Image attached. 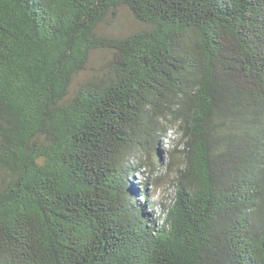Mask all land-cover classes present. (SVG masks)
Returning <instances> with one entry per match:
<instances>
[{
  "label": "trees",
  "instance_id": "1",
  "mask_svg": "<svg viewBox=\"0 0 264 264\" xmlns=\"http://www.w3.org/2000/svg\"><path fill=\"white\" fill-rule=\"evenodd\" d=\"M0 264H264V0H0Z\"/></svg>",
  "mask_w": 264,
  "mask_h": 264
},
{
  "label": "rangeland",
  "instance_id": "2",
  "mask_svg": "<svg viewBox=\"0 0 264 264\" xmlns=\"http://www.w3.org/2000/svg\"><path fill=\"white\" fill-rule=\"evenodd\" d=\"M104 27L106 28L105 30H107L108 33L116 34L118 32H127L133 29L135 27V24L129 12L126 11V9H121L118 23L114 26L105 25ZM104 56L105 54L101 52L95 54V58L93 59L94 67L98 65V63L103 59ZM180 139L181 131L179 125L173 124L168 129V135L163 141L164 143L160 152L161 159L165 165L163 170L166 169V165L171 161L170 151L179 144ZM182 149H184V144L180 143L179 150ZM175 162L178 165L179 163H181L180 155H177V157L175 158ZM162 175H164L165 178L160 184L157 185L151 181H148L147 184V190L149 192V195L151 196V200L157 206L154 211L157 216H159L160 214V204L172 199V197L174 196L175 188L173 180L174 174L165 173L164 171ZM135 177V183H137L140 186V189H142V185L145 184L146 180H148L149 173H144V171L141 170L135 174Z\"/></svg>",
  "mask_w": 264,
  "mask_h": 264
}]
</instances>
